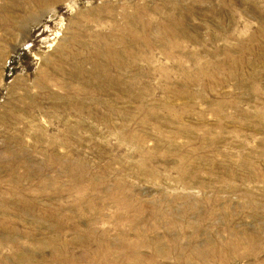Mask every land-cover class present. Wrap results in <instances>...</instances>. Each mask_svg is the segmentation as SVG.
<instances>
[{"label": "rangeland", "instance_id": "rangeland-1", "mask_svg": "<svg viewBox=\"0 0 264 264\" xmlns=\"http://www.w3.org/2000/svg\"><path fill=\"white\" fill-rule=\"evenodd\" d=\"M38 5L0 0V264L156 255L136 209L151 243L254 240L181 264H264V0Z\"/></svg>", "mask_w": 264, "mask_h": 264}, {"label": "bare ground", "instance_id": "bare-ground-1", "mask_svg": "<svg viewBox=\"0 0 264 264\" xmlns=\"http://www.w3.org/2000/svg\"><path fill=\"white\" fill-rule=\"evenodd\" d=\"M44 4V0H39V5L41 6ZM42 7V6H41ZM113 51V48L110 46L108 48V50L106 51L107 53H110ZM119 56V54H118ZM115 57H116V53H115ZM139 57V56H136ZM135 57V58H136ZM110 64H112L110 61H106ZM115 62V60H114ZM93 67H96L97 69H99V71L101 73L106 72L104 65H102V63L97 62ZM95 69V71H93L91 74L94 73H99V71ZM182 199V198H181ZM127 205V204H126ZM133 209V208H132ZM7 211V210H6ZM164 218L166 220H168V222L175 228H177V230L179 228H182L185 225V221L183 222L181 219H179L181 216L178 217H173L172 215L169 216V214L164 213ZM145 216V218L143 217ZM217 215L213 216L216 217ZM119 217V216H118ZM125 217V216H124ZM122 218L121 216L118 218L120 219ZM129 220V225L131 226V230L128 232H123V234L125 233V236H128V238H130L132 235L130 233H135L137 234V241H135L134 243H130L128 244V248L132 249L134 247L137 248H145V247H149L151 248V250L155 251L156 255H148L146 253H139V252H134V253H129L127 254V261L130 262V264H166L164 262H162V260L164 259L165 261L168 260L172 254H174L173 252L177 255V262L175 264H181L183 260L185 259H189L191 261L196 260V259H209V258H213V259H220V260H224L226 258L228 259H233V261H235L236 263L241 261V259H243L242 254L238 253L240 249H246V250H253L254 248L251 246L252 241H254L253 239L250 241L251 243L249 245H244L242 242H238L234 245V248L230 246H227L224 249V252H222L221 250H216V245L214 244V241H209L207 242V249L205 248V250H203L204 252H198V253H192L191 251H187L188 249V245H194V241L193 240H187V242H185L186 244H182V241L178 240H168V242H163V241H157L154 243H151V239L153 237H150L148 240L146 239L147 237L144 235V231L142 227L143 224H147L148 223V215H144L142 214V212L137 211V209L135 211H133V215L131 216ZM153 220H155V224L157 223L159 224V221H161V218H154ZM188 227H191V225H185V227H183V232L187 233L189 232V230H187ZM156 231L160 229V226H155L153 227ZM227 228V227H226ZM125 231V230H124ZM120 232V231H119ZM122 234V235H123ZM257 243V242H255ZM230 244V243H227ZM136 248V249H137ZM189 252V253H186ZM158 255V256H157ZM174 256V255H173ZM157 258L161 259L157 260Z\"/></svg>", "mask_w": 264, "mask_h": 264}]
</instances>
